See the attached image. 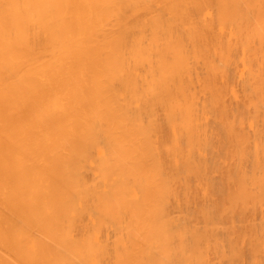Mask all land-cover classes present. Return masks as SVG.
<instances>
[{
	"label": "bare ground",
	"instance_id": "6f19581e",
	"mask_svg": "<svg viewBox=\"0 0 264 264\" xmlns=\"http://www.w3.org/2000/svg\"><path fill=\"white\" fill-rule=\"evenodd\" d=\"M0 264H264V0H0Z\"/></svg>",
	"mask_w": 264,
	"mask_h": 264
}]
</instances>
